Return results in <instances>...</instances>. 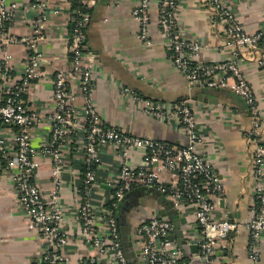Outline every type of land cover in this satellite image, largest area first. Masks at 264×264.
Listing matches in <instances>:
<instances>
[{"label":"built area","instance_id":"obj_1","mask_svg":"<svg viewBox=\"0 0 264 264\" xmlns=\"http://www.w3.org/2000/svg\"><path fill=\"white\" fill-rule=\"evenodd\" d=\"M33 11L30 33L17 36L10 31V25L23 15L18 0H0V45H23L25 56L19 72L10 75L7 61L0 62V179L8 176L15 189L18 203L30 218L41 238L37 264H71V258L63 249L69 242V233L63 224L61 195V172L64 166L61 149L63 145L82 132L83 140L77 146L83 151L81 181L78 201L75 205V219L78 238L92 247L82 263L76 264H130L124 257L116 211L119 200L135 186L152 187L175 197V205L193 207L194 220L199 227L197 254L202 264H211L219 240L237 231L238 224L225 218L215 219L214 209L224 192L219 176L203 156L199 146L203 136L197 127L193 107L188 100L161 105L144 98L128 87H122L120 94L128 98V105L154 117L167 121L177 119L185 136L182 146L170 145L164 141L140 137L106 126L99 117L90 97L93 53L85 40L90 22V6L94 0H77L71 6L66 21L68 67L57 70L52 79V106L46 115L48 132L46 140L38 149L44 160L52 164L51 196L47 200L35 181L38 161L31 146V131L41 115L26 105L25 95L30 82L39 75L44 57L37 45L46 39V23L51 0H28ZM179 0H158L157 25L168 57L175 69L186 79L190 87L200 89H224L240 97L248 110L250 126L246 138L254 142L250 155L255 183L253 190V215L246 229L248 256L252 264L258 259V243L264 237V134L262 114L254 91L239 65L238 53L257 51L264 47V26L248 32L235 11L224 0H208L221 23L224 35L229 40L233 57L228 60L203 63L196 55L200 44L188 36L179 26L177 6ZM150 0H137L131 11L137 33L146 46L151 45L149 35ZM54 13L57 9L53 10ZM264 68V58L255 60ZM77 83L76 89L71 84ZM80 99V104L76 100ZM5 127H11L10 141L3 134ZM110 147L120 162L110 188L108 199L100 206V219L94 217L95 207L91 196L95 190L96 166L99 150ZM141 149V163L132 167L129 163L132 149ZM168 170L176 182L167 185L160 181L159 173ZM171 221L164 216H153L139 223L131 240L138 245L144 264H185L182 253L175 246Z\"/></svg>","mask_w":264,"mask_h":264},{"label":"crops","instance_id":"obj_2","mask_svg":"<svg viewBox=\"0 0 264 264\" xmlns=\"http://www.w3.org/2000/svg\"><path fill=\"white\" fill-rule=\"evenodd\" d=\"M23 15L10 25V31L17 35L30 33L33 11L28 0H18ZM237 14L248 32L264 26V0H224ZM137 0H94L90 6V22L86 29L85 40L93 53L90 60L92 78L90 97L99 117L106 126L128 134L150 137L170 145L182 146L185 136L177 119L167 121L151 117L128 105V98L120 94L122 87H128L144 98L161 105L188 100L197 120V127L203 136L198 147L216 170L224 192L215 205V219L225 218L238 224L237 231L219 240L211 264H252L248 256L246 223L253 215L254 173L250 155L254 142L245 136L250 119L244 101L234 93L224 89H200L190 87L173 66L168 57L166 46L157 25L158 0H150L149 35L151 45L143 44L137 33L136 23L131 18L132 8ZM57 9L54 13L53 10ZM71 9V0H51L49 17L46 23V39L37 47L44 60L39 75L29 85L25 95L26 105L39 113L41 119L31 131V146L38 161L35 181L48 200L53 188L52 164L44 160L38 152L45 142L48 125L46 115L52 106L51 90L53 75L57 70L68 67L67 35L69 26L66 18ZM180 28L200 44L196 55L198 61L212 63L233 57L229 40L224 35L221 23L208 0H179L177 6ZM25 56L23 45H0V62L7 61L10 75L19 72ZM239 65L251 85L259 110L262 114L261 127L264 134V68L256 65L255 60L264 58V47L257 51L238 53ZM76 89L77 83L71 84ZM195 99L194 97H198ZM80 99L76 100L80 104ZM3 134L8 141L12 136L11 127H5ZM83 140L81 131L66 142L61 154L63 168L59 198L62 203L64 229L68 231L69 242L63 251L71 258V264L82 263L83 259L94 253L92 247L78 238L79 231L75 219V205L81 181L83 151L78 148ZM129 163L136 167L141 163L142 151L135 148L130 152ZM99 163L96 166L97 183L91 196L95 207L94 217L102 214L100 206L108 199L110 188L107 183L114 179L120 162L110 147L99 150ZM161 182L171 185L176 177L170 171L159 173ZM135 186L129 196L121 203L117 215L120 216L119 233L124 231L130 238L135 227L153 216H161L165 204L175 210L172 235L175 246L180 250L185 264H202L197 251L190 244H197L199 227L194 220L191 205H175V197L163 193L166 201ZM168 201V202H167ZM166 217V216H165ZM167 218V217H166ZM177 230L181 231L178 234ZM186 239V243L182 241ZM41 248V238L28 215L20 207L14 186L8 176L0 179V264H37ZM137 251L130 256V264H144L135 242L127 249ZM181 256V259H182ZM255 264H264V237L258 243V259Z\"/></svg>","mask_w":264,"mask_h":264},{"label":"water","instance_id":"obj_3","mask_svg":"<svg viewBox=\"0 0 264 264\" xmlns=\"http://www.w3.org/2000/svg\"><path fill=\"white\" fill-rule=\"evenodd\" d=\"M194 98H195V99H199V96H198V97H194ZM137 190H139V191H145V190H148V191L152 192L153 194H155L156 196H158L159 199H160L161 201H163V202L166 201V200H165V197H164V194H163L162 192H160V191H158V190L152 188V187L141 186V187H139ZM130 193H135V191L127 192V193H126V194H125V195L119 200V202H118V207H117L118 210H119V208H120V206H121L122 201H123L124 199H126V198L129 196ZM167 202H168V201H167ZM172 204H173V203H171V208H168V204H165L164 207H163V209L160 210V215H161V216H164V217L166 216L171 222H173L174 219H175V210H174V208L172 207ZM119 219H120V216H117V217H116V220H117L118 225L120 224V220H119ZM177 232H178V234H181V231H180V230H177ZM120 242H121L122 250H123V252H124V257L126 258L127 261H130V260H131V259H130V256H133L134 253H137V251L134 252V251H128V250H127L129 247L132 246V240H131L129 234H128V233H124V231H121V233H120ZM186 242H187L186 239H184V240L182 241V243H186ZM189 246H190L191 250L194 251V252H196V251L198 250V245H197V244H190ZM135 264H136V263H135Z\"/></svg>","mask_w":264,"mask_h":264},{"label":"trees","instance_id":"obj_4","mask_svg":"<svg viewBox=\"0 0 264 264\" xmlns=\"http://www.w3.org/2000/svg\"><path fill=\"white\" fill-rule=\"evenodd\" d=\"M75 5H77V0H71V6H75ZM116 215H117V211H116ZM183 258L184 257L182 256V260H184Z\"/></svg>","mask_w":264,"mask_h":264}]
</instances>
